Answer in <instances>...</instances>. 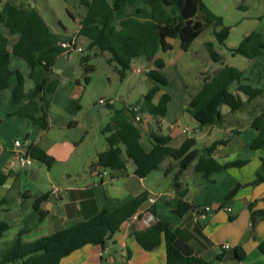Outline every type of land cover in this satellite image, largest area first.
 Masks as SVG:
<instances>
[{
    "label": "crops",
    "instance_id": "0c3cea01",
    "mask_svg": "<svg viewBox=\"0 0 264 264\" xmlns=\"http://www.w3.org/2000/svg\"><path fill=\"white\" fill-rule=\"evenodd\" d=\"M5 1L7 0H0V8ZM8 1L37 10L49 30L61 41L74 38L77 45L93 51L94 56L102 55L105 61L109 56L97 46L88 48V38L78 33L80 21L86 12L80 0H65L66 11L74 24V29L60 24L63 31L68 30V33L63 35L47 20L44 10L31 3L32 0ZM107 1L112 4L114 0ZM128 14L136 16L139 20H146L150 18V8L143 0H126L112 12L107 25L117 26L119 20ZM98 22L100 25L103 24L102 20ZM0 33L6 36V47L11 53L18 34H8L2 24ZM166 42L171 48L168 50L159 48L157 56L164 62L159 71L166 76L167 83L159 85V91L152 102L156 103L163 93L168 94L170 99L166 103V112L163 116H153L141 111L142 120L132 121L140 129L139 143L142 148L145 151L151 149L149 132L152 131L167 136L169 140L166 145L170 147H179L190 136L196 138L198 148L205 147L216 139L228 138L225 144L214 148L212 156L219 162L245 159L247 163L241 167H230L204 176L194 169V160L179 175V186L169 191L157 189L158 183L164 180L159 178L160 175L153 176L151 180L149 176L153 172L145 177L137 176L134 173L133 162L124 156L122 157L125 158V168L119 170L101 168L105 174L96 175L94 165L97 156L107 148L102 128L110 121V116L106 122V114L100 116L99 121L91 118L86 126H82L83 115L80 112L82 105L79 100L84 94V89L80 84V75L70 68L71 64L62 54L60 56H64L65 60L60 66L54 67L53 64L49 82L42 92L43 97L49 102L47 129H40L29 118L16 114L26 99L13 102L10 87L0 90V224L6 223L9 230V221L15 222L14 237L21 231V242H32L56 230L89 219L111 201L143 196L145 199L137 209L150 207L154 211V221L171 222L176 234L175 244L182 253L213 261L216 256L221 255V259L215 261V264H264V183L250 184L257 173L264 174L260 160L264 157V150L248 147L252 139L258 135V130L251 125V121L259 113H264V106L260 105L264 93L248 99L237 90L239 84L264 88V56L252 60L244 57L245 69L237 67L242 71L241 78L232 81L228 86V90L241 99L240 108L244 109L246 115L239 117L235 110H230L227 105H221L220 123L215 126H200L186 112V104L206 79L228 64L222 60L224 55L215 49L212 40H202L199 45L201 51L194 50L191 57L181 61H177L183 52L179 39L166 38ZM208 42L220 55L219 61H214L210 57L205 46ZM174 48L177 49V60L171 57ZM83 56L88 60V55ZM141 57L143 56L135 57L131 62L140 60ZM145 61L146 68H154L151 61L147 59ZM9 66L21 72L24 91L29 92L34 85V78L26 62L11 53ZM107 67L110 69L105 73L108 81L114 78L118 83L126 78L119 79L113 64L107 62ZM247 68L250 69L249 72L245 71ZM190 69H196V72L189 76L187 72ZM14 81L15 76H12L11 82ZM107 102L113 106L112 100ZM132 104L137 103L124 102L120 107H127L128 110ZM187 121L191 125H188ZM93 128L101 129L104 140L99 149H93L89 155L81 154L80 146ZM221 132L223 135L219 137ZM15 139L23 140V145L14 146ZM28 145H36L43 149L52 158L51 163L47 166L44 162L33 159L31 165L19 166L16 153L28 154ZM129 161L132 163L131 167ZM161 166L166 168L165 172L178 169L177 160L170 157L165 158L160 163L159 167ZM237 183L242 186L224 203L225 195ZM52 186L59 189L58 197L50 194ZM150 195L155 196L153 204L147 201ZM36 198L40 200L39 208L45 212L41 220L39 209L33 206ZM178 200H184L194 208L178 215L174 212ZM226 205L232 209L230 214L224 210ZM205 207L209 209L205 211ZM230 215L233 216L232 219H229ZM145 228L146 225L141 220L128 218L103 247L86 244L63 257L59 264H165L163 240L151 250L143 249L136 242L133 232ZM223 244H229L230 247L222 248ZM236 246L240 248L239 251L244 252L242 259L236 257Z\"/></svg>",
    "mask_w": 264,
    "mask_h": 264
},
{
    "label": "trees",
    "instance_id": "16d2710c",
    "mask_svg": "<svg viewBox=\"0 0 264 264\" xmlns=\"http://www.w3.org/2000/svg\"><path fill=\"white\" fill-rule=\"evenodd\" d=\"M126 0H114L110 4L107 0H80L86 12L80 21L78 33L88 38V48L97 46L108 53L106 62L113 64L119 79L122 80L131 67L133 58L143 56L151 61L154 68L146 71L147 78L153 85L144 94L143 100L136 101L140 111H146L153 116H163L169 95L163 93L156 103L152 100L159 91V85L167 83L166 76L159 71L164 66L163 60L157 56L159 48L168 50L171 45L166 38L179 39L182 50H187L192 41L200 35L208 25H221L213 34L218 43H223L228 36L229 26H222L221 17L214 14L203 0H143L150 8V18L139 20L134 15H126L120 19L117 26L107 25L111 14ZM201 12L202 19L196 18ZM99 20L103 24H99ZM0 24L8 34L17 33L18 39L13 44L12 54L23 59L34 78V85L29 92L24 91V80L18 69L10 68V55L7 50V38L0 33V90L10 87L13 102L26 99V102L16 111L19 116L32 120L40 129H47L48 100L42 92L49 82L55 59L63 54L60 38L51 32L37 10L29 6H21L11 1H5L0 8ZM210 57L214 61L220 60L210 43L205 44ZM232 55H241L252 60L264 56V32L253 30L244 35L235 47L229 48ZM83 80L89 82V73L94 65L87 63V57L82 56ZM15 81L11 82V77ZM242 71L235 66L223 65L216 73L206 79L200 89L193 94L186 104V112L193 117L200 126H215L220 123L221 105H227L230 110L241 107L242 101L237 94L228 90L232 81L239 80ZM237 90L248 99L264 93V88L252 87L249 84H239ZM109 108L112 107L108 103ZM42 113H39V112ZM127 107L115 109L110 121L103 126L107 148L100 152L94 166L119 170L125 168V158L134 164V173L145 177L158 169L160 163L167 157L177 160L178 169L173 176L175 187L179 186L178 178L181 172L195 160L194 169L204 176L212 172L230 167H241L247 163L245 159H233L219 162L212 156L217 145L225 144L228 138L216 139L209 145L196 147V138H186L179 147L166 145L169 138L159 132H149L152 147L145 151L139 143L140 129L132 122ZM251 125L258 130V135L248 144L251 149L264 150V113L256 115ZM28 155L34 160L42 161L47 166L52 158L36 145L27 146ZM264 167V157L260 158ZM264 183V174L257 173L250 184ZM237 183L225 195L226 203L241 187ZM145 198L143 196L127 197L114 200L104 205L102 209L89 219L44 235L32 242H21V231L8 243L7 248L0 252V264L20 262L21 264H59L60 260L83 247L86 244L104 246L112 235L117 232L121 224L137 210ZM37 198L33 206L39 209V220L44 211L39 208ZM251 207V206H250ZM194 206L184 200H178L174 212L178 215L185 213ZM152 213L154 212L150 208ZM233 216H229L232 219ZM7 230V224H0V238ZM136 242L145 250H151L159 245L161 240L165 244V264H215L221 259L218 255L213 260H206L196 255H186L176 246V234L169 221L156 220L145 229L133 232ZM235 247L236 257L242 259L244 252Z\"/></svg>",
    "mask_w": 264,
    "mask_h": 264
},
{
    "label": "rangeland",
    "instance_id": "374dc122",
    "mask_svg": "<svg viewBox=\"0 0 264 264\" xmlns=\"http://www.w3.org/2000/svg\"><path fill=\"white\" fill-rule=\"evenodd\" d=\"M74 1V0H73ZM206 6L216 15L221 17L222 26H229V33L227 38L223 43H218L214 37L213 30H218L221 25H208L201 32L200 37L193 42V44L187 50H183L182 55L177 60V49H173L171 52V57L175 58L177 61L182 59H188L194 54V50L201 51L200 42L204 39L212 40L215 44V49L219 51L222 55V60L226 64L238 67L240 69H245L246 59L241 55H232L229 52V48L235 47L240 39L253 30L264 31V0H203ZM32 4L39 6L44 10V14L47 20L60 30L61 35L67 34V31L62 30L64 25L69 29H74V24L71 22L69 15L67 14L66 8L67 3L65 0H32ZM70 3V2H69ZM75 3V2H73ZM71 4V3H70ZM72 5V4H71ZM48 6V8L46 7ZM196 18L202 19L201 12L196 14ZM61 24V25H60ZM83 55H88V63L94 65V70L89 73L90 80L85 83L83 80V66L80 59ZM68 63L71 64L70 68L73 69L75 73L80 75V84L84 89V94L80 98L79 102L81 106V115H83L82 126L91 119L99 121L100 116L106 114L108 117L112 115L113 109H118L122 103L129 102L135 103L137 100H143L144 94L153 85L152 81L147 78L145 69L146 61L144 57L140 60L131 62V67L126 73V78L124 80L116 83L113 78L108 81L105 73L110 70L107 67V62L102 55H93V51L82 47L81 52H72L69 56H66ZM135 68H140L141 71L134 72ZM249 68L245 71L249 72ZM196 72V69H190L187 74L190 76ZM177 83V82H176ZM99 98L107 99L108 101H113V108L111 111L106 104L99 103ZM261 106H264V98L261 100ZM239 117H244L245 111L240 108L235 110ZM110 120V119H109ZM105 122H103L105 124ZM188 125H191L187 121ZM83 130H81L82 132ZM85 132H83V135ZM222 132L219 137H222ZM103 135L101 129L95 130L94 128L87 134V139L80 146L81 154L89 155L93 149H99L100 144L103 142ZM202 144H200V147ZM129 166H132L131 161H129ZM166 168L163 166L152 171L149 179L151 180L153 176L160 175L159 178H164L163 181L158 183L159 190L169 191L171 188H175L173 175L176 170L172 169L169 172H165ZM150 172V173H152ZM10 222V223H9ZM9 230H5L0 239V252L7 248V245L12 239L13 231L16 227L15 222L9 221ZM10 264H21L10 263Z\"/></svg>",
    "mask_w": 264,
    "mask_h": 264
},
{
    "label": "built area",
    "instance_id": "2783aa9c",
    "mask_svg": "<svg viewBox=\"0 0 264 264\" xmlns=\"http://www.w3.org/2000/svg\"><path fill=\"white\" fill-rule=\"evenodd\" d=\"M60 45L63 48L64 56H69L72 52L82 51V47L77 45L76 40L74 38L60 41ZM147 70L148 68L145 69V72ZM140 71H141L140 68L134 69V72L136 73ZM99 103L108 104L107 100L104 98H99ZM127 111L130 112L129 116L133 122H139L142 120V113L140 111V106L138 104L130 105ZM23 143L24 141L20 139L13 140L14 146H22ZM16 157H17L18 164L21 167L29 166L33 162V158L30 157L28 154H21V153L17 154L16 153ZM95 173L98 176H102L103 174H105V171L102 170L100 167H95ZM50 194L55 197H58L59 189L56 186H52V188L50 189ZM147 201L150 204H153L155 202V196L154 195L148 196ZM208 209H209L208 207H205L204 210L207 211ZM224 210L229 214L232 212L231 207L228 205L224 206ZM129 218L134 219V220H141L146 225V227L150 225L152 222H154V216H153L152 211L150 210V207L137 209L131 214ZM229 247H230L229 244L222 245V248H229Z\"/></svg>",
    "mask_w": 264,
    "mask_h": 264
},
{
    "label": "water",
    "instance_id": "95a60500",
    "mask_svg": "<svg viewBox=\"0 0 264 264\" xmlns=\"http://www.w3.org/2000/svg\"><path fill=\"white\" fill-rule=\"evenodd\" d=\"M65 60V57L64 56H58L56 59H55V62H54V67H57V66H60V63ZM59 63V64H58Z\"/></svg>",
    "mask_w": 264,
    "mask_h": 264
}]
</instances>
